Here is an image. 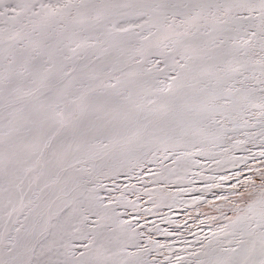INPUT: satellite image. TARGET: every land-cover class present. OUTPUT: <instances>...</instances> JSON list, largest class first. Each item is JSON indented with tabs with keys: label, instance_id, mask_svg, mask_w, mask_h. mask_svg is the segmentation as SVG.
Returning a JSON list of instances; mask_svg holds the SVG:
<instances>
[{
	"label": "snow or ice",
	"instance_id": "1",
	"mask_svg": "<svg viewBox=\"0 0 264 264\" xmlns=\"http://www.w3.org/2000/svg\"><path fill=\"white\" fill-rule=\"evenodd\" d=\"M257 143L264 0H0V264H264V167L206 201L187 258L132 215L174 203L194 157Z\"/></svg>",
	"mask_w": 264,
	"mask_h": 264
},
{
	"label": "bare ground",
	"instance_id": "2",
	"mask_svg": "<svg viewBox=\"0 0 264 264\" xmlns=\"http://www.w3.org/2000/svg\"><path fill=\"white\" fill-rule=\"evenodd\" d=\"M215 151L219 153L220 150L216 149ZM237 152H239V151H237ZM240 153H242V151H240L238 154H240ZM221 155H222V159H223L222 160L223 163H221V166L223 164L229 165L230 168H228L227 170H231V169L237 167V166H234L236 164V161L228 160L227 159L228 156H225L223 153ZM197 157H199V156H197ZM194 159H195V157H194ZM225 159H227V160H225ZM198 160L200 161V165L191 166L187 170V174L185 175V178L183 180L179 181L176 185H173L172 188L170 189L171 192L176 193L174 203L171 199H169L167 201V203L162 204L160 207L153 208L151 203H146L147 196H145V198H143L141 201H137V203L139 205L147 204V206H144L143 209H151V211H149V212L143 211V213H147V214L145 216L141 217V219L139 220L140 225H142L143 227L139 228L138 231H144L146 234H148L149 228H158V231L154 230L151 232V234L155 233L154 236H157V237L161 238L162 240L156 239L154 237H153V239L159 241L162 244L171 245L172 249H173V253H178L182 256H185L186 258H187V251H184V249L191 251L192 248H189L188 245H186L184 243V241L187 240L190 242H194L196 236H202L204 233H207L209 231V228L204 229V227H206L204 224L203 225L198 224L197 226L199 228H194V227H192L191 223L190 224L188 223V225H185L183 223L184 224L183 225L181 222H179V220L174 218V216L177 215L178 208L183 206L182 202L180 201V198H178L179 195L193 194V196L188 198L187 200H195V197H198V196H203L205 198V194L208 193V191H210V190H205L206 185H209V182L206 179H203V173L201 170V168L208 161H203V160H201V158ZM165 163L170 165L171 162L165 161ZM148 168L151 169L153 172H155L158 170V165L156 163H149ZM181 174L184 175V172L182 171ZM143 176H144L145 181H151L152 180V177L150 175H148L147 173H144ZM195 181H197L199 183L194 184ZM105 183H108L109 187H113L111 182L105 181ZM118 183H120V184L131 183V184L136 185L137 188H143L145 186H147L148 188L155 187L151 183H148L147 185L138 183L136 181V179H134V178L131 179V181H129L124 176H121L119 178ZM137 184H139V186H137ZM178 188H187V189H191V191L178 193L177 192ZM100 195L106 196L107 195L106 190L101 189ZM113 195H119V192L113 193ZM131 196H133L131 200L136 199V197L134 195H132L130 192L127 193L128 199H130ZM168 205H171V207H169ZM117 210L125 213L124 216L122 217L123 219H125V220L132 219V217L128 215V213L131 212L130 208L126 210L123 207H121V208H118ZM132 215L138 216V213H133ZM145 220H147V223H145ZM163 225H165V226L163 227ZM200 226H202V227H200ZM165 232L179 233V235L169 236V235H165L164 234ZM191 233H195V235H192ZM193 247H199V245L193 244ZM160 252H162L164 255H157L158 260H164L165 255H172L173 254V253H169L167 251V249H161ZM173 258H174V256H173Z\"/></svg>",
	"mask_w": 264,
	"mask_h": 264
},
{
	"label": "rangeland",
	"instance_id": "3",
	"mask_svg": "<svg viewBox=\"0 0 264 264\" xmlns=\"http://www.w3.org/2000/svg\"><path fill=\"white\" fill-rule=\"evenodd\" d=\"M243 139V137H241ZM240 149V150H239ZM246 149H250L251 151H247ZM261 150L259 144L256 145L249 144L244 147L234 148L231 150L230 153L224 154L225 156H228V160L236 161V164L234 166H237L231 170H227L230 168L229 165L223 164L221 166V163H223L222 159V153L219 151V155H217L215 158L213 157H195V159H200L203 161H208L202 168L203 173V179H206L209 184H216L220 183L222 184V187L220 188H211L208 193L205 194V198L202 201H196V200H187L188 198L192 197L193 194H186V195H179L178 198H180V201L182 202L183 206L179 207L177 210V215L174 216L179 222L185 225H188V223L192 224V227L199 228L197 225L199 224L200 220H205V226L204 229L209 228L210 221L207 220V216L209 215H218V213L215 211V209L206 203V201H213L215 204H220L221 201L217 200L216 197L220 195H230L231 191V185L235 184L237 182V178H233L234 173H240V176L238 179L243 180L246 177L253 175V171L256 169H259L261 167H264V164L261 163V161H264V157H260L258 155L259 151ZM242 151V153L238 154ZM225 159V160H227ZM219 160L220 163H216L215 161ZM230 173V174H229ZM228 177V179L224 181H220V177ZM199 182L195 181L194 184H198ZM139 186V184H137ZM133 196L130 197L132 199ZM145 198V196L143 197ZM142 198V199H143ZM141 199V200H142ZM139 200V201H141ZM147 206V204L140 205V208L142 209L141 212L138 213V216L143 217L147 213H143V207ZM231 215V213H229ZM183 221V222H182ZM177 222V221H176ZM183 224V225H184ZM165 225H163L164 227ZM202 227V226H200ZM149 235H152V237L156 239L161 238L154 236L155 233H148Z\"/></svg>",
	"mask_w": 264,
	"mask_h": 264
}]
</instances>
